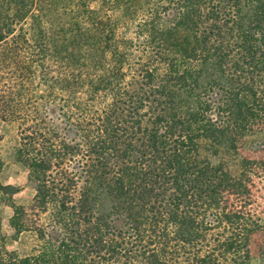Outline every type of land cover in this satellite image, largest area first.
<instances>
[{
    "label": "trees",
    "instance_id": "1",
    "mask_svg": "<svg viewBox=\"0 0 264 264\" xmlns=\"http://www.w3.org/2000/svg\"><path fill=\"white\" fill-rule=\"evenodd\" d=\"M173 5L178 20L157 34L163 45L106 47L112 29L100 39L110 59L76 63L63 127L17 118L27 124L16 155L35 195L16 206V189L0 183V194L12 240L28 233L36 245L25 256L7 251L0 228V264H247L260 227L247 208L250 183L199 149L202 140L234 148V133L264 125V0ZM18 20L1 24L0 44ZM2 77L0 119L11 120Z\"/></svg>",
    "mask_w": 264,
    "mask_h": 264
},
{
    "label": "rangeland",
    "instance_id": "2",
    "mask_svg": "<svg viewBox=\"0 0 264 264\" xmlns=\"http://www.w3.org/2000/svg\"><path fill=\"white\" fill-rule=\"evenodd\" d=\"M175 8L173 0H0V25L6 18H19L12 35L0 44L2 87L12 97L11 110L16 113L14 119H0V183L16 189L12 197L16 206H29L35 195L29 172L16 155L19 128L27 124L17 118L27 114L29 125L36 116L48 126L63 127L59 115L67 113L65 106L75 98L72 76L76 63L93 66L110 59L109 52L100 54L105 47L100 39L109 37L112 29L115 40H109L106 47L114 43L140 51L144 45H163L157 34L170 30V24L178 20ZM78 37L88 44L86 48L80 47ZM87 69L94 74L93 68ZM201 81L207 82L208 77L202 76ZM234 134L236 147L227 141L202 140L199 153L233 179L249 181L252 201L247 208L260 227L249 238L247 264H264V125ZM110 207L104 200L102 209L108 212ZM11 216L12 209L0 194V228L7 237L6 250L20 256L31 254L34 237L23 233L12 240Z\"/></svg>",
    "mask_w": 264,
    "mask_h": 264
}]
</instances>
